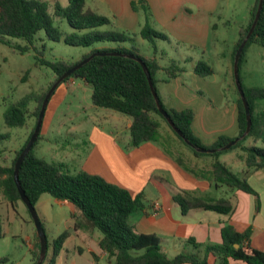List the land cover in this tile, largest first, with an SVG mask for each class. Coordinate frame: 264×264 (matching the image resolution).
Returning <instances> with one entry per match:
<instances>
[{"label":"trees","instance_id":"1","mask_svg":"<svg viewBox=\"0 0 264 264\" xmlns=\"http://www.w3.org/2000/svg\"><path fill=\"white\" fill-rule=\"evenodd\" d=\"M135 5L136 1L131 2L133 9H136ZM257 5L258 0H255L249 10L250 17L247 24L239 28L238 38L231 52L232 63L238 45L251 26ZM145 7L148 9L146 2ZM55 19H65L71 31H63L59 25L54 23ZM104 26L112 28L102 29ZM114 26L110 18L86 6L85 0H67L66 5L54 2L51 12H49L47 2L43 0H0V42L10 45L20 54L34 50L39 55L36 63L48 67L55 78L46 91L40 95L31 96L35 102L33 109L28 107L31 99L29 95L10 103L2 113L4 124L7 127H24L29 118L37 119L43 98L56 79L83 58L94 52H103L104 54L94 55L59 84L67 82L69 78H80L91 86L90 99L94 106L114 110L128 116L130 118L129 147H136L145 142H155L159 135L161 121H163L174 135L189 147L194 156L211 159L209 170L200 174L203 178L208 179L215 187L222 188L225 194L241 190L257 196L247 179L254 171L264 168V147L244 144L247 139H251L253 143L257 141L264 143V108L254 113L253 107L255 101L264 100V86L245 87L241 82L251 113L250 131L244 137L241 136L246 128L245 112L235 86L238 96L236 101L237 136L221 135L211 145H204L191 129L194 112L189 108L168 109L156 89L157 82H168L185 69L179 61L174 59L169 60L165 66L160 65L156 55L161 57L165 52L158 49L156 40H167L165 33L145 23L139 32L134 34V36L138 34L152 44L153 55L151 56L141 54L136 46L130 44L128 47L122 45L94 47L76 60H48L42 57V51L36 44V34L40 30L49 40H62L65 44L80 47H89L96 42L124 43L131 40L129 32L119 31ZM10 38L21 40L22 43H13ZM250 44H258L264 51V0L259 19L241 52L238 61L239 72L245 51ZM137 59L146 65L158 101L181 135L173 130L158 111L147 77ZM192 70L202 77L214 72V69L203 60H199ZM159 73L163 74L162 78L158 76ZM35 124L36 120L26 139L14 151L9 162L0 161V203L7 202L14 211L18 203L22 201L13 179L14 164L30 138ZM39 135L40 133L19 167L18 178L24 194L34 207L42 194H49L54 198L71 203L79 212V215L75 212L70 214L75 220L74 229L82 227L97 229L101 233L98 246L106 253L108 259L112 260V264H209L210 254L215 257L217 264H233L232 261L242 264H264V251L250 244L252 227L249 225L243 231H238L229 220L223 221L220 229L222 239L220 243L203 244L190 237L187 241L197 252L182 251L171 258L167 257L161 251L158 235L136 232L130 223L131 214L146 209V201L141 192L133 195L128 190L107 182L99 175L83 170L70 173L64 170L62 165L50 163L37 156L33 148ZM4 138H8L7 134L0 133V139ZM236 138H238L237 142L229 149L219 150L220 147ZM185 139L190 141L191 145L187 144ZM235 147L241 149L240 158L245 166L240 175L234 173L229 166L219 160L222 152ZM197 148L215 149V151L200 152L196 150ZM1 153L0 150V155ZM177 161L183 166L181 159L177 158ZM190 171L197 174L194 169ZM172 197L183 214L191 209H202L230 216L234 210L232 199L226 195L210 197L178 190ZM26 210L30 215L27 207ZM3 226L4 218L0 215V238L4 237ZM70 235V230H64L51 242L47 239V250L42 264H56V258ZM236 244L238 246H235ZM201 247L202 254H200ZM49 248H51L50 254ZM39 249V239L34 227V242L30 249L32 263L38 259ZM92 257L95 258V255L92 254Z\"/></svg>","mask_w":264,"mask_h":264},{"label":"rangeland","instance_id":"2","mask_svg":"<svg viewBox=\"0 0 264 264\" xmlns=\"http://www.w3.org/2000/svg\"><path fill=\"white\" fill-rule=\"evenodd\" d=\"M43 1L47 2L49 12L52 11L54 2L61 5L67 3V0ZM146 1L149 0L136 1V12L140 15L141 20L139 26L135 25L131 28L121 25L114 26L119 31L129 32L131 35L130 41L124 43L96 42L89 47L71 46L65 44L62 40L52 41L47 39L44 32L40 30L36 34V44L42 51V57L48 60H76L94 47L118 45L128 47L130 44L136 46L141 54L149 55L153 50L152 44L138 34L134 36L147 23L152 28L166 34L167 40H156V46L158 49H164L172 57L178 58L181 61L180 65L185 68L186 74L191 70V62H183L182 58L186 59L185 57L190 55L193 62L195 61L194 63H197V59L203 60L214 69V73L205 78L210 85L212 83L218 84V89L212 91L214 97L219 99L216 94L218 93L221 100H224L227 105L231 104L234 98L237 99L235 86L233 84L229 86L225 80L222 53L238 38L239 28L247 24L250 17L249 10L255 0H160L161 2L157 1L154 6L146 4L148 9L145 7ZM170 9L173 10V15L167 18L165 15H168ZM102 11L106 15H111L109 10L104 9ZM110 19L112 20V18ZM54 23L59 25L65 32L71 31L65 19H55ZM109 28L112 27H102V29ZM10 40L13 43H22L21 40L14 38H10ZM251 45L253 47H247L245 54L247 50L254 52L248 61V66L253 74L252 83L261 86L264 85L260 71L263 62L260 60L257 50L262 51L263 48L258 44ZM37 57L39 55L34 50L20 54L10 45L0 42V133L7 134L8 137L7 139H0V150L2 151L0 161L6 163L9 162L14 151L26 139L36 118H29L24 127H7L4 124L2 113L10 103L16 102L26 95L31 97L42 94L55 79L54 74L48 67L36 63ZM242 63L241 75H243L244 67V63ZM160 76H163V74L160 73ZM190 82V79L187 78V83ZM161 85V82H157L156 89L161 99H164ZM90 95L91 86L80 78H69L67 82H62L55 88L47 103L39 132L40 135L33 148L37 156L50 163L62 165L63 169L70 173L77 172L80 161L86 155L88 134L94 125L99 129H105V131H113L118 136L117 142L121 147L124 150L129 148L127 144H124L130 137L126 128V120L129 117L114 110L94 106ZM197 95L205 101L209 99L205 94L197 92ZM34 105L35 102L31 97L29 109H33ZM152 143L162 148L165 154L175 158V160L177 158L181 159L184 162L183 168L186 171L193 168L189 163L190 160L186 157L192 151L174 135L165 122L161 121L159 135L156 141ZM239 151L240 148L235 147L219 155V160L226 163L238 175L241 174V169L244 167L243 162L235 157V153ZM194 158L199 159L200 157L194 156ZM217 195H221V193ZM43 196L49 198V200L54 198L49 194ZM35 209L43 223H45L42 218L43 210H46L51 217V224L47 225L46 232L49 242L64 230H70L71 235L73 234L71 231L73 229L69 225H73L75 220L71 218L66 207L55 204L51 207L47 202L45 208L39 206ZM0 214L4 218L5 224L4 237L0 238V259H3L0 260V264L32 263L33 258L27 236L33 234L34 224L25 204L20 201L14 211L6 202V204L0 206ZM10 227H12L13 235L5 233V231H9ZM94 233L101 236L97 229L94 230ZM77 239V236H72L66 242V250L56 258V264H70L73 253L72 247ZM180 247L181 252L194 251L190 243L183 244ZM50 249L48 250L49 254ZM174 254V249L167 252L168 256ZM80 258L76 261L83 260L84 257ZM79 262L84 264L83 261ZM98 264L107 263L103 260ZM211 264H217V262Z\"/></svg>","mask_w":264,"mask_h":264},{"label":"crops","instance_id":"3","mask_svg":"<svg viewBox=\"0 0 264 264\" xmlns=\"http://www.w3.org/2000/svg\"><path fill=\"white\" fill-rule=\"evenodd\" d=\"M133 1L137 0H85V4L97 13L112 18L115 26L121 25L131 28L141 24L140 15H138L136 9L131 7V2ZM157 1L161 2L160 0H149L146 1V4L154 6L157 4ZM104 9L109 10L111 15H106L104 11L101 12ZM172 15L173 10L170 9L168 15H165V17L170 18ZM236 40L222 53L225 80L229 86L232 84L235 86L231 52ZM248 47L253 46L249 45ZM159 50L165 52L161 57L158 54L156 55L161 66H165L171 59L181 62L178 58L172 57L164 49ZM253 53L247 50L244 56L242 61L244 63L243 75H241L240 67V78L245 87L257 86L252 83L253 74L248 66V61ZM257 54H259V58L263 62L260 71L262 82L264 83V51L257 50ZM151 55L153 54L150 53L147 56ZM185 58H182L183 62H191V70L188 74H186V70L184 69L181 74L170 79L168 82L159 81L162 83L161 89L164 96V99H162L165 102L164 105L168 109H191L194 112L191 129L204 145H211L221 135L228 137L237 136V99L234 98L231 104L227 105L224 100H221L218 93L216 94L219 99L214 97L213 89L217 90L218 84L212 83L210 85L209 81L205 80L206 77L212 75L214 72L205 77L199 76L192 70L196 64L194 63L195 61L193 62V58L190 55ZM198 61L199 59H197ZM187 78L190 79V83H187ZM197 92L205 94L209 99L205 101L199 98ZM253 107L254 113L260 112L264 108V100L255 101ZM129 125L130 118L126 120L127 129ZM117 137L113 131L99 129L96 125L91 127L88 134V149L85 157L78 165V171L83 170L90 174L99 175L107 182L124 188L133 195L141 192L146 201V209L131 214L130 223L136 232L158 235L161 251L167 257L171 258L181 252L180 246L188 243L187 239L190 237H193L196 242L203 244L220 243L222 240L220 229L223 221L227 220L238 231H243L250 225L252 227L251 246L264 251V168L254 171L247 179L249 185L257 193V196L241 190L225 194L222 188L215 187L208 179L200 175L203 171L209 170L211 165L210 158L196 159L192 153L187 154L186 157L190 160L189 163L193 166L192 169H196L197 172V174H193L190 171L192 169L186 171L183 166L179 165L177 159L175 160V158L165 154L163 149L155 145V143L145 142L136 147H129V137L128 141L124 142L129 148L124 150L117 142ZM253 144L264 147L262 141L253 143L251 139H248L244 145ZM241 155V149L235 153V157L243 162L240 158ZM178 190H185L197 195L210 197L226 195L233 201V213L227 216L218 215L208 210L191 209L186 214H183L172 197ZM219 193L221 195H217ZM43 195L45 194L40 195L38 198L35 208H39V206L45 208L48 202L51 207L54 204L59 205L60 207H66L70 214L75 212L79 215V212L75 210L71 203L57 198L49 200V198ZM4 203L6 204V202L0 203V206L4 205ZM42 218L45 222L43 223L42 221L46 233L47 225L51 224V217L46 210H43ZM69 227L73 229L71 230L73 234L65 241L58 256L66 250V242L72 236H77L78 239L72 247L73 253L70 264H76L79 261H83L84 264H98L103 260L107 264H112V260L108 259L106 253L99 248L98 239L100 236H97L93 229L84 227L74 229V223L73 225H69ZM5 233L13 235L12 227L9 228V231H5ZM27 237L29 248L31 249L34 242V232ZM191 248L194 249L191 253L197 252L192 245ZM171 249L175 250V254L168 256L167 252ZM200 250V254H202V247ZM92 254L95 255V258L92 257ZM80 257H84L83 260L76 261L77 259H81ZM215 261V257L210 254L208 256V263L211 264ZM232 263L242 264L241 262L234 261Z\"/></svg>","mask_w":264,"mask_h":264},{"label":"water","instance_id":"4","mask_svg":"<svg viewBox=\"0 0 264 264\" xmlns=\"http://www.w3.org/2000/svg\"><path fill=\"white\" fill-rule=\"evenodd\" d=\"M262 4H263V0H258V5H257V9L253 18V21L251 23V26L247 32V34L245 35L244 39L240 42V44L238 45L236 51H235V55H234V60H233V76H234V83L236 86V89L238 91V94L240 96L243 108H244V112H245V118H246V128H245V132L242 134L241 137H244L249 131H250V127H251V113H250V109H249V105L248 102L246 100V97L244 95V91L241 85V81H240V77H239V70H238V61L241 55V52L243 50V47L247 41V39L250 37L251 33L253 32V29L259 19L260 13H261V9H262ZM98 54H104L103 52H94L92 54H90L89 56L83 58L82 60H80L78 63H76L74 66H72L71 68H69L68 70H66L61 76H59L56 81L50 86V88L48 89V91L46 92L37 119H36V124L34 127V130L30 136V138L28 139V141L26 142L25 146L23 147V149L20 151L18 157L16 158L15 164H14V170H13V179L14 182L16 184L18 193L20 195L21 200L23 201V203L25 204V206L27 207L30 216L33 220L34 223V227H35V231L36 234L38 236L39 239V244H40V249H39V256L38 259L32 263V264H42V262L45 259V255H46V250H47V238H46V233L44 231V228L42 226L41 220L39 219V216L36 212L35 207L29 202V200L27 199L26 195L24 194V191L22 190L20 183H19V178H18V172H19V167L24 159V157L27 155V153L30 151L33 143L35 142L40 129H41V125H42V121H43V116L45 113V109L47 106V103L49 101V98L52 94V92L55 90V88L58 86V84L64 80L66 77H68L70 74H72L75 70H77L78 68H80L83 64H85L86 62H88L94 55H98ZM137 61L141 64L144 73L147 77L148 83H149V87L151 89V92L153 94V97L155 99L156 102V106L158 111L164 116V118L167 120L168 124L173 128V130L178 134L181 135L180 131L175 127L174 123L172 122V120L170 119L168 113L162 108L161 104L158 101L157 98V94L155 92V89L153 87V83L151 81V77L150 74L148 72V69L146 68V65L143 63V61H141L140 59H137ZM238 138L231 140L230 142L226 143L225 145H223L222 147L219 148V150H227L229 149L232 145H234L237 142ZM185 142L187 144H190V141L185 139ZM196 150L200 151V152H214L215 149H202V148H197ZM235 246H238L237 244Z\"/></svg>","mask_w":264,"mask_h":264}]
</instances>
